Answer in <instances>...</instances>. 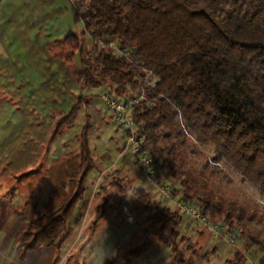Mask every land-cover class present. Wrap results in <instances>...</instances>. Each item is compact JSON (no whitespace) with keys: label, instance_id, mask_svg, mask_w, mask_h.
<instances>
[{"label":"trees","instance_id":"obj_1","mask_svg":"<svg viewBox=\"0 0 264 264\" xmlns=\"http://www.w3.org/2000/svg\"><path fill=\"white\" fill-rule=\"evenodd\" d=\"M72 2L84 32L50 45V54L68 66L79 59L72 70L82 92L102 89L118 101L142 96L134 123L137 138L158 170L156 181L170 184L174 200L197 207L211 224L222 225L224 235L243 240L247 252L264 264V230L251 228L263 221L256 211L226 198L212 181L226 168L264 200V0ZM86 36L92 45L87 51L81 46ZM91 101L90 96H80L70 112L56 120L50 146L85 108L87 122L76 139L80 166L63 184L64 197L55 194L33 206L35 214L17 238L23 256L38 248L60 250L86 219L95 193L99 201L90 228L94 233L114 205L113 196L105 192L113 188L120 195L126 189V176L111 179L121 174L119 168L108 173L95 192L88 187L97 160L91 148ZM200 147L211 148L212 156L196 170L188 158ZM133 195L134 209L145 211L147 225L129 257L136 261L150 247L163 244L174 264H197L199 257L204 264L211 263L217 249L200 256L198 243L179 231L183 222L179 211L156 201L147 189L134 188ZM179 243L188 247L181 249ZM184 252L190 253L187 260L180 256ZM234 257L235 264L249 262L240 251Z\"/></svg>","mask_w":264,"mask_h":264},{"label":"rangeland","instance_id":"obj_2","mask_svg":"<svg viewBox=\"0 0 264 264\" xmlns=\"http://www.w3.org/2000/svg\"><path fill=\"white\" fill-rule=\"evenodd\" d=\"M77 11L78 9L73 4L72 0H0V175L14 159L18 160L13 162L12 166L9 168L13 170L12 172L20 173L24 167H26L25 169H27V171L32 170L33 166H31V164L36 160L35 158L37 155L32 157L31 152L40 151L39 155H41V151H47L46 148L44 149V144L46 143V139L44 138L47 136L44 132L55 130V120L70 112L72 106L77 102L80 96H90L92 100V107L88 112L91 114V124L94 126V130L91 132V143L92 147L97 149V151H95L97 168L89 177L88 184L90 186L97 180L101 172L106 171L107 168L116 166L119 157L118 151L127 144L125 132L114 122L113 115L104 105L102 96L105 94V91L102 89H93L82 92L76 85L74 73H72L71 76L72 86L67 85V94L71 102H67L62 110L57 111L50 110L51 107L48 106H52V104L39 105V107L35 109L41 114V119H45V123L41 124L43 129L40 137L41 139H33L34 136L38 135L32 134L22 139V135L17 133L19 129V120L24 113L26 115L28 112V110L23 107L19 96L24 97L31 95L33 93L30 91L31 87L35 89L41 87L39 89L42 90L40 91L41 94H46V92H43L44 89L39 82L42 80L41 70L48 67L47 63L50 60L49 55H51L49 52L50 45L59 40H63L71 33L81 35L84 32L83 22L77 19ZM84 41L85 45L81 44V46L87 51L92 46L89 36L84 37ZM76 66H79V59L76 64L73 66L69 65L68 67L73 69ZM59 88L60 87H58V89ZM38 94L39 91L36 93V97ZM93 108L94 112H92ZM84 109L85 108L77 115L73 121L74 124L72 127L66 130L64 138L58 140L59 144L56 145V151H58L57 155H59V152H62L64 148H66L67 151L71 148L72 152H77L76 139L87 122L86 118H84ZM98 112L99 115H97ZM102 114L103 117H109L105 125L101 122ZM62 143H65V146L62 145ZM125 154L131 164L127 165V167L130 166L134 168L131 172H141V167L136 164L137 160L131 153V150H127ZM211 156V148L200 147L199 153L191 155L188 158V162L196 170H202L205 164L211 159ZM212 167L213 166H211V168ZM49 168L50 166L46 167V172ZM222 170V173H217L218 175L216 174L217 176L215 175L214 178H212L215 186L221 190L226 198L241 202L251 212L256 211L258 220L261 219L263 222L260 225L253 224L251 228L264 230V205L260 203V201L264 200L254 188L243 183L238 175L226 168ZM111 171L112 170H110V172ZM123 176H126L127 182L123 184L126 185L123 194L118 195L120 198H123L125 195L132 196V191L134 189V185L131 184L132 179H130L129 172H124L122 170L119 175L116 173L113 174L111 179H123ZM111 179L110 181H112ZM1 181L3 183L9 180L8 178L6 180L0 178V182ZM16 184L15 181H10V187L4 186L2 189L4 191H10L13 187H17ZM168 186H170V184H168ZM110 189L111 188L105 193L115 194L113 192L111 193ZM160 195L162 194L156 193V198L154 197V199H159ZM118 204L119 201H116L115 205H112V209L116 213L119 208ZM179 212L182 214L180 209ZM144 225H147L146 220L144 221ZM203 229L211 231L200 223L183 215V222L179 227V231L183 237L191 238L193 244L198 243L197 250L200 252V256L204 255L207 251H212V248H205L206 242L199 239V235L196 234L197 231ZM193 232H195L194 236L190 235ZM212 243H214V246H225L224 248L226 250L221 254V257L220 255L218 257H215V254L212 255V257H210L211 264L215 262L217 264H226L225 261L229 259L230 255L231 257L229 260L234 259L232 263L235 264L236 260L234 254L236 251L248 255V264H258V259L252 257L250 253L247 252L245 242L238 237L235 245L228 242V234L224 235L223 238L214 239ZM179 247L185 249L188 247V244L179 243ZM200 247H202V250ZM181 255L187 260L190 253L184 252V254L182 253L180 256ZM203 261L202 257L196 260V262L200 263Z\"/></svg>","mask_w":264,"mask_h":264},{"label":"crops","instance_id":"obj_3","mask_svg":"<svg viewBox=\"0 0 264 264\" xmlns=\"http://www.w3.org/2000/svg\"><path fill=\"white\" fill-rule=\"evenodd\" d=\"M49 56L48 67L41 70L42 80L39 82L44 89L43 92H46V94H41L40 91L42 90H39L41 87L39 89L31 87L30 91L33 92L31 95L19 96L23 107L28 110L27 114L25 115L24 113L18 122L19 129L17 133L22 135V139H25L30 134L38 135L34 136L33 139L41 137L43 130L41 124L45 123V119H41V114L35 110L39 105L52 104V106H48L51 107L50 110L57 111L62 110L67 102H71L67 94V85L72 86L73 84L71 83L73 70L59 58L53 57L52 55ZM58 87L60 88L58 89ZM38 91L39 94L36 97ZM92 112H94V108ZM97 115H99V112ZM107 119L109 117H103V114L101 115V122L104 125ZM93 130L94 126L92 132ZM53 132L54 130L44 132V134H47L44 138L46 139L44 149L46 148L49 151L43 150L41 151V155H39L40 151L31 152L32 157L37 155L36 160L31 164L33 166L32 170L27 171L25 169L26 167H24V171L22 170L20 173L12 172L13 170L9 168L13 162L18 160L14 159L0 175L2 180L3 178L5 180L8 178L9 180L8 182H0V264H174L170 250L163 244L150 247L136 261L128 256L127 253H129L131 247L136 246L142 239V232L145 226L144 221L147 220V214L144 210L136 212L133 198L127 199L125 197L127 195L120 198L113 188L110 189V192L115 193L111 194L115 199L114 205L116 201H119L117 213L113 209H110L106 217L99 222L94 233L90 232V228L95 217L93 210L99 201L98 197L95 198V193L92 197L86 219L60 250L54 248H38L23 256L17 238L23 230L27 219L35 214L33 206L43 205L55 194L64 197L66 190L63 189V184L70 181L77 174L80 166L75 157L76 154L71 151V148L68 151L64 148L57 155L56 145L59 144L58 141L51 146L49 145ZM62 145L65 146V143H62ZM91 148L97 151L96 148L94 149L92 147V143ZM121 149L118 151L119 157L116 166L107 168L106 171L101 172L97 180L91 186L88 184V187L95 192L103 181H105V176L110 173V170L113 171L118 168L121 170L123 168L122 170L124 172L130 173V179H132L131 184L134 185V188L147 189L153 193L154 197L156 193L161 194L159 183L151 182L142 169L139 173L131 172L134 168L127 167L130 164V160L125 154L126 151L121 153ZM125 161L126 163H124ZM47 166H50V168L46 172L45 169ZM34 171H39V173L19 180L22 175ZM10 181H15L17 187H13L10 191H4L2 188L4 186L9 188ZM156 200L179 211L177 200H166L162 195ZM194 234L195 232L190 235L194 236ZM196 234L199 235V239L206 242V249H217L215 257L222 256L221 254L226 250L224 248L225 246H214V243H212L214 239L223 238L222 235L207 231L206 229L197 231ZM105 256H111L112 258H106L104 261ZM197 264H204V262H197ZM214 264L217 263L215 262Z\"/></svg>","mask_w":264,"mask_h":264},{"label":"built area","instance_id":"obj_4","mask_svg":"<svg viewBox=\"0 0 264 264\" xmlns=\"http://www.w3.org/2000/svg\"><path fill=\"white\" fill-rule=\"evenodd\" d=\"M109 47L118 51L114 44L109 45ZM142 98L143 97L141 96L132 98L128 101H118L111 97L108 93H105L102 96L105 107L113 115V119L115 120L114 122L125 132L127 136L125 151L130 149L131 153L135 156L138 165L144 171L147 178L153 183H158L156 181L158 170L153 166L154 161L148 150L142 147L143 140L141 138H137L136 135L137 132L134 123V111ZM159 188L164 199L173 200L170 186H168L166 183H159ZM177 206L185 217L200 223L214 233L218 235H223L226 233V230L222 225L211 224L197 207L184 202H178ZM227 234L228 242L232 245H235L237 243V236L232 233Z\"/></svg>","mask_w":264,"mask_h":264},{"label":"clouds","instance_id":"obj_5","mask_svg":"<svg viewBox=\"0 0 264 264\" xmlns=\"http://www.w3.org/2000/svg\"><path fill=\"white\" fill-rule=\"evenodd\" d=\"M127 199H132V198H136L134 195L133 196H125ZM260 203L262 204V205H264V201H260ZM106 258H112L111 256H105L104 257V261H105V259Z\"/></svg>","mask_w":264,"mask_h":264}]
</instances>
